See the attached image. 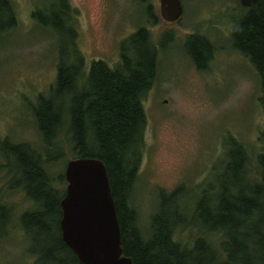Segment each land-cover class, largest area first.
Segmentation results:
<instances>
[{"label": "rangeland", "instance_id": "1", "mask_svg": "<svg viewBox=\"0 0 264 264\" xmlns=\"http://www.w3.org/2000/svg\"><path fill=\"white\" fill-rule=\"evenodd\" d=\"M51 1L9 0L15 22L0 32V205H4L0 207V264H33L36 254L31 250L44 248L47 242L41 228L30 225L24 229L23 213L37 204L25 191L11 147L25 144L34 149L51 176L64 174L71 157L64 134L50 144L43 141L32 109L40 94L49 93L57 57L71 52V35L63 28L42 25L34 14L37 9L46 11ZM68 2L85 71L93 59L115 64L122 41L140 27H146L158 48L156 76L142 98L144 144L128 197L135 213L133 224L140 231L151 229L159 190L182 186L178 210L188 218L195 215L203 195L209 199L218 192L223 179L217 175L230 160L232 138L244 149L247 172H255L256 155L264 151L262 89L255 66L233 46L231 33L246 6L239 0H181L180 18L166 21L159 0ZM193 33L211 44L202 68L186 49ZM58 148L62 152L54 156ZM66 184L65 178L53 182L61 191ZM259 215L264 232V212ZM199 236L221 250L224 237L218 229L187 223L174 231L182 246L192 247Z\"/></svg>", "mask_w": 264, "mask_h": 264}, {"label": "trees", "instance_id": "2", "mask_svg": "<svg viewBox=\"0 0 264 264\" xmlns=\"http://www.w3.org/2000/svg\"><path fill=\"white\" fill-rule=\"evenodd\" d=\"M49 5L46 11L37 9L33 13L42 25L63 28L71 35V52H61L57 57L55 80L48 95L37 97L33 115L45 143L55 142L64 134L71 157L86 155L104 160L123 252L137 264H264L263 218L259 215L264 212V151L256 155L255 172L248 173L244 149L232 137L230 160L217 175L223 179L218 183V192L209 199L203 195L196 203L194 216L188 218L178 210L183 187L177 186L171 191L159 190L148 233L133 224L135 213L128 206V197L144 144L146 114L142 98L156 76L158 48L146 27H140L122 41L115 64L93 59L85 71L68 0H52ZM246 9L232 27V44L250 58L258 72L264 109V0H256ZM14 22L11 3L0 0V32ZM186 49L198 68L205 66L211 51L206 38L191 34ZM11 149L25 191L37 204L23 213L24 229L35 225L47 235L44 248L31 250L36 254L33 264H84L61 236L59 201L65 190L56 188L53 182L62 181L64 174L51 176L38 153L25 144H14ZM61 152L58 148L53 155ZM187 223L222 231L221 250L218 252L202 236L192 247L182 246L175 240L174 231Z\"/></svg>", "mask_w": 264, "mask_h": 264}, {"label": "water", "instance_id": "3", "mask_svg": "<svg viewBox=\"0 0 264 264\" xmlns=\"http://www.w3.org/2000/svg\"><path fill=\"white\" fill-rule=\"evenodd\" d=\"M244 6L256 0H239ZM166 21L180 18L181 0H159ZM67 181L59 204V227L63 240L84 264H137L123 252L120 223L104 160L75 156L66 161Z\"/></svg>", "mask_w": 264, "mask_h": 264}]
</instances>
